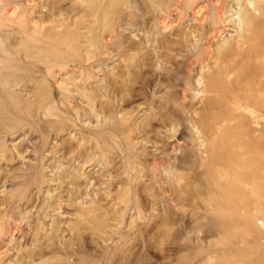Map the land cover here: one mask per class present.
<instances>
[{"label": "rangeland", "instance_id": "374dc122", "mask_svg": "<svg viewBox=\"0 0 264 264\" xmlns=\"http://www.w3.org/2000/svg\"><path fill=\"white\" fill-rule=\"evenodd\" d=\"M70 1L73 4L78 0H0V65L8 66V71L23 72L13 79L0 74V128L4 131L0 140V264H107V256L125 251L132 238L139 243L147 239L152 250L117 264H169L176 256L181 258L180 264L192 257L198 262L207 259L214 255L205 248L214 242L209 227H185L173 210L160 213L165 205L153 199L141 211L131 206L136 197L132 188L150 170L155 155L164 159L155 161L158 173L148 178L157 180L156 192L167 200L166 177L174 169L175 158L191 147L190 132L183 126L170 129L156 125L155 133L167 140L165 151L159 149L161 143L139 133L138 128L148 119L146 105L129 114L133 106L122 107V91L104 88L106 79L117 78L125 71L127 61L123 56L110 58L98 52L99 56L93 58L87 42L90 33L86 32L93 30L95 15H87L82 8L72 10ZM97 3L94 0L90 6L94 8ZM103 5L101 15L111 10ZM236 12L241 14L238 9ZM18 13L17 18L26 17L27 27L21 33L13 32L15 25L11 23ZM71 20L80 21V25L74 28ZM192 23L189 19L183 26ZM138 27L123 24L104 34L107 50H112L109 44L116 32L122 33L124 42L137 40L141 36ZM234 34V28L227 25L213 38V44ZM51 35L55 36L52 42H46L45 37ZM194 51L192 48L187 53ZM194 66L197 70L193 75L197 76L203 64ZM127 70L130 74L136 66ZM3 88L8 91L6 96L1 94ZM191 93L197 94L194 89ZM91 95L94 105L89 101ZM105 102L111 107L107 113H103ZM195 143L191 153L199 163L203 154L199 142ZM167 154L169 160H165ZM106 195L108 210L111 206L118 210L122 221L109 219V212L102 208L94 219L100 223L104 216V222L108 221L105 227L90 223L94 220L91 214L86 229L74 232L79 210L95 205L100 196ZM151 215H158L156 225L148 221ZM254 227L258 239L248 248L243 243L232 249L223 247L221 254L227 256L226 262L246 264L247 260L263 259L262 220L254 221ZM36 230H40L41 239L35 236Z\"/></svg>", "mask_w": 264, "mask_h": 264}, {"label": "bare ground", "instance_id": "6f19581e", "mask_svg": "<svg viewBox=\"0 0 264 264\" xmlns=\"http://www.w3.org/2000/svg\"><path fill=\"white\" fill-rule=\"evenodd\" d=\"M93 1L69 3L72 10L82 8L87 15H95L93 30L86 32L90 33L87 41L92 48L90 54L93 53V58L99 56L97 52L107 53L110 58L119 55L127 61L125 71L118 73L117 78L106 79L104 88L122 91V107L133 106L129 114L138 111L140 105H146L148 119L138 130L161 143V151L167 149V140L156 134L155 126L170 129L183 126L191 134L188 145L193 147L198 141L200 154H203L197 163L190 147L175 158L174 169L166 177L167 200L156 192L157 180L148 178L152 173H158L155 161L164 159L155 155L151 159V171L146 170L138 185L132 188L136 197L131 200V206L141 211L153 199L156 204L165 205L160 213L173 210L181 216L185 227L193 224L199 226L197 229L210 228L214 242L205 248L214 255L200 262L192 257L182 264H231L226 262L227 256L221 254L223 247L232 249L243 243L244 248H248L258 239L254 234V221L262 220L264 227V0H98L92 8ZM102 4L111 7L104 15L100 10ZM129 7L133 9L124 13ZM237 9L241 14L236 12ZM19 13L22 16L23 12ZM19 13L11 19L15 33H21L27 27L25 15L17 18ZM189 19L194 23L183 26ZM123 24H138L141 36L127 43L122 40V33L116 32L112 35L115 40L109 44L112 50L108 51L102 36ZM70 25L77 28L80 21L71 20ZM227 25L234 28L235 34L213 44V38ZM54 37L46 36L45 41L50 43ZM192 48L195 51L188 54ZM127 56L131 60L126 59ZM195 64H203L197 76L193 75L197 70ZM132 65L136 70L129 74L127 68ZM7 69L8 66L0 65V74L8 79L23 74ZM193 89L196 95L191 93ZM1 91L3 96L8 94L4 88ZM196 96H199L197 102ZM89 101L94 105L95 97L91 95ZM110 108L105 102L103 113ZM14 111L19 113L20 110ZM2 114L0 111V117ZM2 132L0 128V140ZM167 157L165 160H169L170 155ZM158 176L163 179L162 175ZM107 198V195L100 196L95 205L79 210L74 232L86 229L92 218L89 215L93 214L94 219L96 211L102 208L109 212V219L117 223L122 221L118 210L112 206L108 210ZM122 203L128 205L130 202ZM103 217L100 223L95 221L96 218L90 223L105 227L108 221L105 223ZM156 218L158 215H151L148 221L156 225L159 221ZM131 221L139 224L134 219ZM39 233L40 230H36L35 236L41 239ZM107 234L111 236L112 233ZM134 241L132 238L122 253L107 256V264H117L121 259L135 258L142 251L148 254L152 250L147 239L140 243ZM138 244L139 250L135 252ZM168 250L172 248L168 247ZM37 253L43 254L41 250ZM180 260L176 256L169 264H180ZM245 262L264 264V257L256 262Z\"/></svg>", "mask_w": 264, "mask_h": 264}]
</instances>
